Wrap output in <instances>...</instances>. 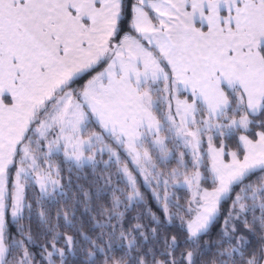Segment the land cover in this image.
<instances>
[{"label": "snow or ice", "instance_id": "1", "mask_svg": "<svg viewBox=\"0 0 264 264\" xmlns=\"http://www.w3.org/2000/svg\"><path fill=\"white\" fill-rule=\"evenodd\" d=\"M60 154L126 182H93L111 198L91 208L105 218L95 239L46 206L67 200ZM133 172L160 214L125 227L144 200ZM77 190L85 213L103 198ZM77 251L82 264H264V0H0V264Z\"/></svg>", "mask_w": 264, "mask_h": 264}, {"label": "trees", "instance_id": "2", "mask_svg": "<svg viewBox=\"0 0 264 264\" xmlns=\"http://www.w3.org/2000/svg\"><path fill=\"white\" fill-rule=\"evenodd\" d=\"M92 130L94 131H101L99 128L94 127ZM115 147V145H113ZM173 146L169 145V148L171 149ZM180 151H186L185 149L181 148ZM120 152H122L120 150ZM123 157L124 154H121ZM108 159L107 153L101 157L99 154L97 155V160L106 161ZM126 159V158H125ZM189 157H185V160H188ZM52 162L54 165H58L61 168V177H62V184L66 185L65 191L67 192V200L61 199L59 196L56 197V199L59 201L58 204L55 205H46L53 218L56 215L57 210H63L69 212V219L73 220V223L77 225V227H82L83 231L91 236L93 239L96 238V235L98 233V229H94L93 227V217L95 219L100 220L101 222H104L105 218L96 216L94 212H91V208L95 207L98 204H109L110 203V194L108 193V189L104 187L103 183L93 185V182L96 180L97 176H111V185L110 187H116V188H125V180L124 178L118 174L117 166L111 165L108 167L107 171H104L105 165L103 162L97 164L96 168L93 169L91 165L85 166L83 168L77 169L75 167H72L67 161H65L62 154L59 156H54L52 158ZM128 167L133 169V165L129 164ZM176 167L175 161H173L170 165H168L166 168L162 169L165 173L167 172L168 168H174ZM136 176L138 187L140 190V193L144 197L143 203L140 206L133 205L129 211L126 213V219L124 221L125 227H128L130 222H132V218L136 216L142 217L141 223L148 224L149 223V217L147 215V210L151 209L152 212L159 213V206L158 202L154 199L152 192L149 190V187L143 182L140 175H137L136 172H133ZM166 178V177H165ZM71 180V189L67 187L68 181ZM78 186H83L86 191L89 193H98L99 189H103V198L100 200H96L95 197L94 203L90 205V211L88 213H85L84 211V205L77 204V201L81 199V194L77 190ZM159 189V188H158ZM38 192V190H37ZM169 194L171 196H175L179 199L180 203H184V200L189 195V192L186 188H182L179 185L175 187L170 186ZM33 193L29 192V196L31 197ZM35 208V205H34ZM224 209L228 208V204L223 205ZM123 210V209H121ZM73 211L75 212V216L72 215ZM258 214V213H257ZM58 223L60 225L64 224L63 219L61 218ZM113 224L116 223L115 220L112 221ZM173 227H170L168 229L171 233H177L179 231L178 228V221L174 222ZM35 227V225H33ZM219 230V224H217L216 228L214 229V234L216 231ZM60 231H65L64 228H61ZM240 231L244 232L246 235H249L247 233V230H245L243 227H241ZM69 234H72L76 236L77 239H81L75 232L70 231ZM215 238V235H213V239ZM81 243L83 241L81 240ZM126 243V242H125ZM117 255H120V253H117ZM84 258V253L82 251H77L76 258H75V264H82Z\"/></svg>", "mask_w": 264, "mask_h": 264}, {"label": "rangeland", "instance_id": "3", "mask_svg": "<svg viewBox=\"0 0 264 264\" xmlns=\"http://www.w3.org/2000/svg\"><path fill=\"white\" fill-rule=\"evenodd\" d=\"M118 152H120V149H116ZM90 153H86V155H89ZM120 154H123V152H120ZM107 160V159H106ZM104 164V163H103ZM133 167H134V165H133ZM130 169V168H129ZM133 175H135L134 173H133ZM141 176V178H142V180H143V177H142V175H140ZM157 191H160V189H158L157 188ZM170 196H171V194H170Z\"/></svg>", "mask_w": 264, "mask_h": 264}]
</instances>
